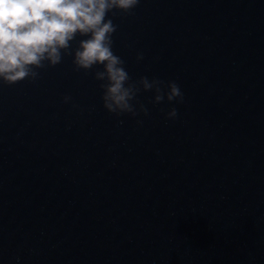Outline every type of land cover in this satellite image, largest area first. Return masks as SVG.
Returning <instances> with one entry per match:
<instances>
[{"label":"water","instance_id":"obj_1","mask_svg":"<svg viewBox=\"0 0 264 264\" xmlns=\"http://www.w3.org/2000/svg\"><path fill=\"white\" fill-rule=\"evenodd\" d=\"M110 15L131 80L174 81L182 102L141 91L147 115L108 113L99 69L74 70L80 37L36 80L0 84V258L119 241L264 194V0H139Z\"/></svg>","mask_w":264,"mask_h":264},{"label":"clouds","instance_id":"obj_2","mask_svg":"<svg viewBox=\"0 0 264 264\" xmlns=\"http://www.w3.org/2000/svg\"><path fill=\"white\" fill-rule=\"evenodd\" d=\"M139 0H0V84L34 81L40 70L59 64L69 54L74 70L99 69L93 77L100 83L102 107L116 116L147 110L136 101L139 92L151 91L152 103H180L183 96L174 81L141 76L132 81L124 61L113 51L116 25L111 13L130 14ZM143 59L138 53L137 62ZM70 97L63 98L68 103ZM176 109L166 114L174 119Z\"/></svg>","mask_w":264,"mask_h":264}]
</instances>
